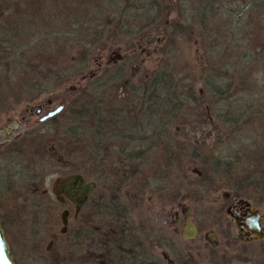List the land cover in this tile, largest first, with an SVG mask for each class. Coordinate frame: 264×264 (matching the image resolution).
I'll return each mask as SVG.
<instances>
[{"label": "rangeland", "instance_id": "374dc122", "mask_svg": "<svg viewBox=\"0 0 264 264\" xmlns=\"http://www.w3.org/2000/svg\"><path fill=\"white\" fill-rule=\"evenodd\" d=\"M97 1L91 2L94 4ZM197 1H162L163 5L169 6V9H163L168 12L167 18L164 13L161 14V18H166L168 23L186 18V22L182 23L183 35L175 43L169 44L168 50L173 53L170 63L176 80L193 87L196 101H190L178 121H168L162 111L158 122L148 126V130L153 129L157 136H162L147 142L158 145L149 152L150 158H141L133 164L136 166L140 162L141 165L140 171L136 173L138 181H151L149 189L152 192L145 189V200L138 211L142 209L146 216L153 217L158 227L168 232L169 239L174 241L171 247L176 243L175 250L180 251L183 256V262L179 264H190L187 261L188 256L193 259L194 264H264V241L229 247L228 241L236 238L237 233L225 218L226 204L236 201L231 197L233 180L241 177L244 170L251 169L256 163L264 162V7H254L259 0H222L223 17L219 16L215 22L220 26H229V19H233L236 27L240 11L244 6L248 7L241 20L245 28L238 31L234 41L225 42L224 62L228 68L227 78L232 84L222 98L228 108L230 104L237 108L234 112L239 122L235 126L233 123L223 126L216 117V108L221 101L208 95L203 83L209 62L204 49L209 46L199 37V21L190 19L191 9ZM91 2L0 0V157L7 145L14 144L15 148L22 150V156H27L26 166L30 163L34 166L44 165L47 172L35 182V187L39 192L46 193L50 200L48 206L45 203L46 213L41 216L50 225L47 224V230L41 238L27 248L24 245V227L30 219L29 209L32 211L34 206L27 208L24 187L19 185L0 189V221L15 264H46L44 259L51 253L45 252L52 249L53 239L60 235L61 213L68 210L73 214L70 203L66 202L61 206L55 200L66 190L65 185L71 178L72 173L67 172L68 167L81 174L85 171V148L79 146L93 140L89 135L93 132L94 123L99 117L96 111L99 110L91 107L90 111L82 112V115H70L67 113L68 104L70 110H75L82 98L80 90L96 83L104 76L105 69L117 66L125 59L128 62L125 77L135 86L147 83L152 72L165 61V50H162L165 40L155 43L153 33L140 39L137 30L141 25L132 22L134 34L98 45L89 56L87 69L82 76L63 82L57 87L52 75L46 82V75L39 74L40 69L53 71L56 65L63 71L80 57L79 47H82L83 38L78 37V24L90 26L91 33L92 26H96L94 21L100 20L95 22L97 24L107 22V10L96 18L91 16L92 11L86 12ZM116 24L115 22L111 26L112 32H115ZM6 71L8 73H4ZM32 81L39 82L40 85L25 89V83H33ZM122 81V78L110 81L101 93L99 91V94H95L96 98L101 95L104 98L100 117L106 137H110L112 130H117L116 127L120 129L119 122L117 123L118 114L121 117L129 116L120 113L121 108L130 103L128 87H124ZM40 89L48 91L37 92ZM48 99L53 101L51 109L65 102V110L63 109L62 116L43 127L39 124V117L25 111L45 104ZM111 109L115 112L114 118L110 115ZM126 120H129L127 128L134 130L133 119L128 117ZM65 130H69V133L75 132L77 136L73 139L77 144L74 146L77 147L74 153H70V147L65 152H60L57 148V140L63 136ZM25 134L35 136L36 140H32L30 145L28 142L21 143ZM168 134L174 138L168 139ZM112 139L110 143H104L103 150L106 155L112 156L108 158V162L117 164L123 159L121 147L127 148L129 145L127 141ZM168 141L174 143L173 151L178 159H172L171 163L168 161L167 166L164 149H167ZM147 143L143 145L146 146ZM185 144L190 145V148H198V151L189 157ZM220 145H223V150H219ZM227 152L239 161L231 173L232 177L224 172L213 177L207 172V176L213 178L214 184L200 186L199 177L203 169L212 171L214 157L223 156ZM19 155H14L18 163L21 159ZM118 166L117 164L116 167ZM5 169L0 171V180H5L9 171L13 170L10 165ZM127 170V166L121 168L124 173ZM89 180L85 178V181ZM250 202L254 204L253 200ZM256 208L262 214L264 227V204ZM190 224L198 226L193 242L188 241L191 236ZM211 233L218 235L219 246L216 249L210 243ZM160 252L161 249L158 248L157 259L161 264H167L161 258ZM172 253L169 251L168 255L175 262ZM20 256L23 261L18 260Z\"/></svg>", "mask_w": 264, "mask_h": 264}, {"label": "trees", "instance_id": "16d2710c", "mask_svg": "<svg viewBox=\"0 0 264 264\" xmlns=\"http://www.w3.org/2000/svg\"><path fill=\"white\" fill-rule=\"evenodd\" d=\"M91 1L92 0H90V2ZM162 1L163 0H98L94 4L91 2V5L87 6L86 12L88 10L92 11L91 16L96 18V16L102 15L107 10V22L97 24L100 20L96 19L97 21L93 22L96 26H92L93 28L91 33L89 31L90 26H86L81 23L78 24L76 27V30L79 33L78 37L82 36L83 38L81 42L82 47H79L81 52L80 57H78V59H76L63 71L59 70L56 65L54 66L53 71H45L43 69H40L39 71V74L46 75V82L48 81L47 78L52 75L53 78H55V87L63 82L82 76L87 69L89 56H91L93 50L100 44L104 45L115 38H126L132 34V22L134 24L136 23L141 25V27L137 30L140 39H145L144 37L147 38L148 34L153 33V37L156 39L154 40L155 43L159 44L162 39L165 40L163 41L164 49H162L165 50V61L161 64L160 68L152 72L150 80L144 85H131V83L126 79L125 73L127 71L128 62L127 59H125L121 63H118L117 66L105 69L104 76L97 80L96 83H92L90 86H86L80 90L82 98L79 104L77 106L75 105V110H70L68 104V110L70 112L67 110V113L70 115H82V112L90 111L91 107H97V110H99L96 111V113L99 114V117L97 119V115L95 113V119H97V121L94 123L93 132L89 135V138H92L93 140L79 146L83 149L85 148V171L83 174L87 175V169L91 168L93 171V177L99 181L106 179L108 169H121L126 168V166L129 170L125 172L122 179L123 184L134 180L135 172L138 167L141 168L140 162L137 163L139 165L136 166L133 165L134 162L147 157L152 149L158 147L157 144H148L147 142L149 140H153L155 138L159 139L162 136V134L157 136L153 129L148 130V126L154 125L155 122H158L160 112L162 111L166 114L165 117H168V121H178L177 119L181 115V112L187 107V105H189L190 101H196V95L193 87L191 85L186 86L185 82L176 80L172 64L170 63V56H173V53L170 49L168 50L169 44L175 43L176 40L183 35L182 23L186 22V18L184 17V19H179L178 22L170 21V23H168L166 19L168 12L163 9H169V6L163 5ZM257 2L258 3H256L254 7H264V0H259ZM221 5H223L222 0H198L196 4H194V8L191 9L190 19L193 21L197 19L199 21V37L206 41L209 46L208 49H204L205 54L208 55L207 59L209 62L208 68L205 71L203 83L207 94L212 97H217V99L221 101V104H218L219 107L216 108V117L220 119L219 121L223 126H226L228 123H233L235 126L239 122V120L236 119V113L234 112L237 108L232 107L231 104L228 108L227 105L224 104L225 99L222 98L232 84L227 78L228 68L224 62L225 42L226 40L234 41L238 31L245 28L241 20L243 15L248 10V7L244 6L240 11L239 22L236 27L233 24V19H229L230 25L225 27L223 24L220 26L215 23L219 16L223 17V7ZM102 7H104L105 10L104 8L102 10ZM162 13L166 15V18H161ZM114 21L117 24L114 26L116 27L114 30L115 32H112L111 26L115 24ZM211 24L213 25L209 28ZM154 33H156V35ZM74 37H76L75 34ZM4 73H8V71ZM110 77L112 79H110ZM121 78L123 80L122 85L126 88L128 87L130 94L128 99L130 100V103L125 104L124 108H121L120 113L129 115L128 117L133 119L132 122H134L135 128L130 131L127 128L129 120L127 121L126 118L128 117H121V114H118L117 123L119 122L118 125L120 126V129L118 130L117 128V130H112L111 136L106 137L104 135V128L101 125L100 117L104 98L102 95L100 98H96L95 94H99V91L101 93V90H103V88L106 87L110 81ZM32 82L33 83H25L26 85L24 88L31 89L35 85H40L39 82ZM41 91H48V89H40L37 92ZM82 92H84L83 95ZM64 110L59 115L43 123L42 126L46 127L48 122L55 121L57 117L62 116ZM110 112H112L110 115L114 118L115 112L112 111V109ZM74 133L75 132L69 133V130H65L63 132V136L60 139L58 138L57 148L60 152L63 150L65 152V149L68 147H70V153H74L76 151L77 147L74 146L77 144L73 142V139L77 136H75L76 134ZM112 138L119 139L120 141H127L129 146L127 148L121 147L120 153L122 154L123 159L117 162L119 165L118 167L108 166L106 167L107 169H105V166H102V163L108 161V156L103 150V145L105 142L110 143L111 140H113ZM169 138L174 137L168 134V139ZM29 139L30 142L28 145L31 144L32 140H36V137L30 136ZM144 143H147V145L144 146ZM176 144L179 146V143ZM167 145V149H164V151L168 157V161L171 163V160H177L178 156L173 151L174 143L168 141ZM180 146L183 148V145ZM189 146L190 145L185 144L188 156L192 157V154L198 151V148H190ZM222 146L223 145L219 146V150H223ZM214 158L212 171L203 169L202 175L199 177V183L202 187H204L205 184H214L213 178L208 177L207 172H210L213 177H218L222 172L231 175L235 166L239 163L237 159L235 160L234 157L230 155V152L223 156ZM204 161L205 156L203 158V163ZM6 163L8 165H12V169L14 170H10L11 173L9 174L7 181L13 186H19L23 182L22 178H26L28 181L27 186L30 191L33 189L32 183L35 180H40V177L44 176L43 173L47 172L44 165L34 166L30 163L24 171L25 175L24 173L19 174L17 172V161L15 157L12 156L7 157ZM89 164L91 165L89 166ZM87 165L89 168H87ZM67 172L75 173L77 171H75L74 168L68 167ZM111 173L114 174L113 176H116L115 173ZM229 177H232V175ZM230 190H232V193L236 197L251 199L256 205L264 204V162L256 163L251 169L244 170L241 177L233 180V185ZM34 204L37 206L33 207L32 211L29 209L30 219L24 227V245L27 248L29 245L31 246L32 243L41 238L44 231L47 230V224L50 225L47 221H44V218L41 217L44 216L43 214L46 209L42 207V200L36 201ZM120 217H122L121 214ZM67 230L68 231L65 235L60 233L59 237L55 238L52 249L49 252L51 253L50 256L44 259L47 261L46 264H159L156 260L155 262L150 263V257L145 254L144 249L141 250L140 258L136 257L132 251L134 245L131 239L125 240L124 243L121 239L118 243L119 245L117 244L113 248L111 247L112 242H106L105 244V242L101 240L96 241L94 246H90L88 244L89 235L83 227L78 233L77 238L73 235L69 227ZM117 237H122L121 233H119ZM171 241L173 240L168 239V250L172 251V255H174L173 247H171ZM122 247L125 248V251H123L124 255H121ZM129 255L130 257L127 258ZM18 260L23 261L21 256ZM137 260H139V262H136ZM187 261L192 264L189 256L187 257ZM23 264H30V262ZM215 264L220 263L215 262Z\"/></svg>", "mask_w": 264, "mask_h": 264}, {"label": "flooded vegetation", "instance_id": "af4514ba", "mask_svg": "<svg viewBox=\"0 0 264 264\" xmlns=\"http://www.w3.org/2000/svg\"><path fill=\"white\" fill-rule=\"evenodd\" d=\"M51 100V99H50ZM52 101V100H51ZM60 104H65V102H62ZM59 104V105H60ZM34 106L31 109L26 110L25 112L29 115H35L36 117H41L42 115H37L35 113V108L38 107ZM42 112H46L47 110H50L53 106V101L51 104H41ZM50 120V119H49ZM47 120V121H49ZM39 121V120H38ZM45 121V122H47ZM45 122H40V126L43 125ZM117 129V127H116ZM24 140L21 143H27L29 144V135L25 134ZM14 144H10L6 146V149L1 153L0 157V171H5L6 167L9 166L7 162V157L12 156L15 157V154H20L19 159L20 163L18 164V170L17 172L24 173V171L27 169L26 163L27 162V156H22V150L17 149L14 147ZM12 151V152H11ZM11 152V153H8ZM108 158H111L112 156L107 155ZM25 158V161H24ZM147 158H150L149 155ZM167 160V166H168V157L166 155ZM24 162V163H23ZM119 162V161H118ZM91 164H89L90 166ZM139 165V164H138ZM12 166V165H10ZM87 165V168H89ZM102 166L106 167L113 166L116 167L117 164L115 163H109L103 162ZM87 175L81 174L79 172L72 173L70 180L66 183V190L62 193L61 196L57 198V201L59 205H64L66 202L70 203V205L73 208V214L71 215L68 210H64L62 213L66 212V230L63 233L62 228V213L60 216L61 220V229L60 233L62 235H65L68 231V227L71 229V232L73 235L77 238L78 233L81 231L82 227L87 231L88 233V244L90 246H94L96 241L101 240L103 242L110 243L112 242V248L117 245L121 239L124 243L125 240H132L133 241V248L132 251L134 252V255L136 257L140 258L141 250L144 249L145 254L150 257V263L156 262L161 264L160 261L157 260V249L160 248L161 252V258L167 263V264H179L180 262H183L182 260V254L180 251L175 250L174 248V261H171L168 255V232H165L164 228L158 227L156 225V221L151 218L150 215L146 216V214L143 213L142 209L138 211L141 207V203L145 200V189H149L151 181H143L142 183L137 180L136 173L140 171V167H138L137 171L135 172V179L132 181L127 182L126 184H123L122 179L125 175L121 169H108L106 175V179L99 181L93 177L92 169H87ZM111 172L115 173L116 176H113ZM11 171H9V174ZM9 177V175H8ZM7 177V178H8ZM7 178L0 180V189L3 187L6 188H13L14 186L10 184L7 181ZM19 178V177H18ZM22 178V177H21ZM86 179H90L89 181H85ZM22 184L20 186L26 189V193H24V199L27 201V208L31 207L33 205L34 207L37 206L34 203L36 201L42 200V207L46 208L49 205V198L47 197V194L44 192H39L37 188L35 187V180L32 184L34 187L32 192H30L28 188V181L26 178H22ZM42 181V180H41ZM168 183V178H167ZM132 185L133 187L130 188L129 186ZM125 191V189H127ZM150 190V189H149ZM151 191V190H150ZM152 192V191H151ZM31 194V195H30ZM233 194V193H232ZM1 195V193H0ZM22 195V193H21ZM23 197V196H22ZM236 201L228 202L226 204L225 209V218L228 220L229 226L234 227L237 233L236 238H232L230 242L228 241L229 247L235 248L238 244H244V243H257L264 240H250L253 236L250 232H247L245 229H240L236 226V220L235 218H243L245 215H248L249 210L252 209H258V205L255 203L252 205L251 200L247 198L242 197H236L234 194L231 196ZM31 201V202H30ZM242 201H246L249 203V206H247ZM45 203L47 206H45ZM259 211V209H258ZM260 213V211H259ZM120 214L122 217H120ZM261 214V213H260ZM143 216V217H142ZM150 219V220H149ZM1 222V221H0ZM260 224L262 225V214H261V220ZM195 227V232L193 233L191 228V236H189L190 242H193V239L198 231V226L192 224ZM2 226V225H1ZM118 230H117V229ZM121 233L122 237H117L118 234ZM5 234V233H4ZM216 236V243L210 238L211 246L216 249L217 246H219L218 241V235L215 233H211ZM112 235V236H110ZM126 235V236H125ZM210 235V234H209ZM110 236V239H109ZM116 236V237H115ZM172 238V237H170ZM118 239V240H116ZM55 240V238L53 239ZM173 240V239H171ZM7 241V240H6ZM54 242V241H53ZM172 242V241H171ZM119 245V244H118ZM52 246V245H51ZM172 246V244H171ZM50 247V245H49ZM122 253L121 255H124L125 248L122 247ZM51 250H46L45 253H49ZM121 252V251H120ZM10 259L12 260L11 253L9 252ZM127 256V258H129ZM190 261L192 264H194L193 259L190 258ZM12 262L15 264V262L12 260ZM136 262H139L137 260Z\"/></svg>", "mask_w": 264, "mask_h": 264}, {"label": "water", "instance_id": "95a60500", "mask_svg": "<svg viewBox=\"0 0 264 264\" xmlns=\"http://www.w3.org/2000/svg\"><path fill=\"white\" fill-rule=\"evenodd\" d=\"M51 100L48 99L45 101V104H51ZM64 109V105L60 104L57 105L55 108H52L50 110H47L44 112V114L39 118L40 122H45L57 115H59ZM35 113L37 115L42 114V107L39 105L35 108ZM247 206H249V203L246 201H242ZM66 215L67 213H62V232L64 233L66 230ZM236 220V226L240 229H245L247 232H250L253 234L254 237H252L250 240H264V227L261 226L260 220H261V214L259 213L258 209H252L249 210L248 215H245L243 218H235ZM189 227L191 228L192 232H195V227L190 224ZM209 237L216 243V236L214 234H210ZM10 247L8 242L6 241L4 231L1 226L0 222V264H14L9 256Z\"/></svg>", "mask_w": 264, "mask_h": 264}]
</instances>
